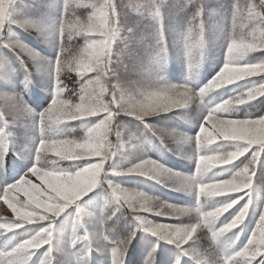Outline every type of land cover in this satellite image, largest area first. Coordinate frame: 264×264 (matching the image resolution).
Instances as JSON below:
<instances>
[{
	"label": "trees",
	"instance_id": "1",
	"mask_svg": "<svg viewBox=\"0 0 264 264\" xmlns=\"http://www.w3.org/2000/svg\"><path fill=\"white\" fill-rule=\"evenodd\" d=\"M16 3H14L12 12H16L13 22H17L16 25H18L13 26L10 22L11 28L7 27L8 24L2 35V42H5H0V89L10 97V104L0 102V143H2L1 135L7 141L5 151L0 146V189L15 183L26 172L27 167L35 163L32 155L33 147L42 139L53 137L60 140H79L87 133L81 128L84 120L57 126L54 131H41V114L50 107L55 98L53 93L56 84L54 63L61 46L58 29L62 22V11L53 14L54 21L59 23L56 33L43 39L24 28V19L26 20L24 9ZM122 3L118 2L120 8ZM133 3L132 6L125 4L126 13H123L119 19L120 23L117 28L120 30V37L112 48L111 56L114 75H109L104 80L105 86L109 89L118 86L126 94L133 92L134 95L136 93L139 96L165 85H187L198 92L224 66L227 45L233 40L232 37L246 34L242 24L238 23V18L235 21L234 17L235 7L243 4V0H156L153 7H159L163 20L161 22L159 19L150 18V13L152 14L154 9L146 6L147 0H135ZM244 4L246 6L255 5L264 14V7L261 6L260 0H244ZM77 5L79 4L70 5L68 18L72 19L74 12L75 18L86 22L92 9L83 5L77 7ZM140 5L142 8L138 9ZM33 11L31 16L39 20L45 14L46 9L43 7L42 13V8L37 5ZM200 25H202L203 39L212 43L218 41L219 45H214L213 49L206 47L202 49V53H198L196 48L192 51L195 60H207L198 78H193L194 73L189 72L185 65H179L180 62L175 61L173 56L170 60L167 58L161 61V66L159 64L154 72L146 71V66L143 65L147 63L144 58V47L149 45L151 51L164 50L173 54L177 49L174 43L177 40L184 43L183 39L189 38V29H191L192 38L186 40L187 44L194 45L197 42L196 37L200 33ZM205 25H208V28ZM219 26L222 28L218 29ZM8 29H11L13 34L6 44ZM174 29H176L174 32H170ZM139 37L142 41L148 40L149 42L144 45ZM17 38L23 39V42L37 51L39 57L45 62V65L41 63L43 67L40 70L36 62L14 49L12 43ZM64 43L68 50L66 54L71 59L84 47L85 39L83 36H73L71 40L65 39ZM175 56L177 54H174ZM87 80L86 78L81 79L75 71L66 69L61 74V84L64 89L61 98L72 100L74 103L79 102L80 87ZM247 85L249 84H242L239 89L235 86L222 89L214 98L219 102L230 98L235 99L252 88V85L245 88ZM205 110L202 109L198 99L194 98L184 110L176 109L167 114L152 115L145 120L120 111L109 132L108 139L112 144L113 157L105 164L101 185L93 189L89 196L80 200L78 206L69 208L59 216L60 219L53 222V236L50 245L40 246V250L29 258L28 264H117L113 250L117 249L120 242L128 239L133 232L135 233L134 238L124 250L126 255L123 257V264H177L178 261L179 264H206L204 251L192 257L189 254L191 247L177 246L147 231L140 225L136 218L137 213L133 211L129 203L117 199L109 187V184L119 186L130 193L149 197L159 204L188 210L169 216L141 213L152 225L190 226L199 223L203 211L206 213L207 210H214L216 202L209 203L203 210H200L192 195L179 190L177 185L166 177L151 181L148 177L141 175H118L116 171L119 169L120 172H126L132 161L140 163L151 160L174 174L194 178L193 172L197 170V166L187 159L189 154L197 152V142L194 136L196 132L190 123L200 122L204 118ZM56 117L53 115L52 119L55 120ZM262 117H264V96L220 118L255 120ZM124 141L132 142L134 147L122 149ZM190 142L192 145L189 144ZM224 150L225 148L221 145H215L207 148L206 151L207 155H215V153L223 154ZM43 157H46L48 162V156ZM249 158L250 156L244 157L237 163L225 166L227 170L223 171L219 178H215L214 182L231 180L249 162ZM44 163L41 162L40 165ZM68 163V161L61 162L60 167L71 169L72 164ZM16 173H18L17 176H14ZM241 195L244 197L242 201L248 196L253 197L254 202L264 197V158L255 169L251 188ZM3 198L4 194L0 191V201ZM242 205L243 208L246 201H243ZM256 205L261 207L262 200L254 206ZM258 216L259 212L249 208L241 229L253 230L258 223ZM78 220L79 224H77ZM46 227L43 223L35 222L17 229V232H12L8 236H4L1 231L0 249L12 250L16 245L36 236ZM200 230L202 231L199 236L205 239L202 242L203 245L208 246V249H211L221 259L222 251L210 236L211 231L207 226L201 227ZM85 236L88 237L87 240L82 239ZM9 239L11 240L8 242ZM7 242L9 246L4 245ZM262 262L264 258H261L259 264Z\"/></svg>",
	"mask_w": 264,
	"mask_h": 264
},
{
	"label": "snow or ice",
	"instance_id": "2",
	"mask_svg": "<svg viewBox=\"0 0 264 264\" xmlns=\"http://www.w3.org/2000/svg\"><path fill=\"white\" fill-rule=\"evenodd\" d=\"M155 4L156 0H147L146 6L154 9L152 15L159 18L161 16L160 9L158 6L153 7ZM260 4L264 7V0H260ZM13 5L14 0H0V35L3 34L6 25L11 22ZM79 6L81 5H77V7ZM84 6L91 7L94 11L86 22H81L78 18H75L74 12L72 13L73 18L69 19L70 5L67 2L63 4L62 22L58 29L61 46L54 63L56 77L55 98L52 100L50 107L41 114L40 127L41 131L55 130L57 126L68 122L87 120L93 117H99V123L90 128L86 135L79 140H60L53 137L42 139L35 153V163L29 169V172L17 182L0 189L5 199H7L8 193L11 190H18L21 185H28L32 189V192L36 193V195H33L32 192H28V189H24L28 195V204L24 205V207H29L31 210L21 212L19 208H14L19 217L14 222V227H23L25 221L41 220L49 222L48 227L44 228L31 239L23 241L12 250L0 249V259L4 260V264H28L29 258L35 254L34 250L36 248L40 247L41 244L50 245L53 236V222L67 207L79 200L85 193L98 186L100 178L105 172V164L113 157L112 144L108 140V133L111 131L115 117L120 111L145 120L152 115L170 112L173 109L185 108L197 96L204 97L207 93L217 88L232 85L237 81L243 80L245 77L256 76L258 74L264 75V63L248 64L242 67L230 66L238 64L237 57L239 55H233L234 51L243 55L249 51L257 50V47L253 44L238 46L233 41L227 47L228 59L221 71L205 87L199 89L198 92L187 85H165L139 96L136 93L135 95H128L118 86H113L109 89L105 86L104 80L109 75H114L111 67V56L120 16V13L117 11L118 5L114 0H103V3ZM254 15L264 22V14L255 13ZM201 34L202 25H200V33L196 37V49L198 53H202L203 38ZM73 36H83L85 45L79 50L77 55L69 59L66 54L68 50L65 47L64 41L65 39L71 40ZM191 38L192 32L189 29V39ZM17 47L22 52H26L30 57L34 59L38 58V54L35 51L29 50L23 44H19ZM187 47L190 54L191 44H188ZM259 47L261 50H264V42ZM84 60H88L90 65L96 68V71L78 73L82 76L94 73V78H89L86 83L81 85L78 93L79 102L74 103L72 100L61 98L64 91L61 84L62 72L66 69L73 71ZM189 66L190 68H194L191 61ZM257 95L260 97L264 96V84L259 89H248L235 99L230 98L218 105L206 116L196 137V142L201 149L214 143L218 144L222 142L241 145L239 150L228 154L215 153L211 157L204 154L198 156L196 176L188 183L196 189L198 196H204L206 190H210L213 195L228 198L226 202L222 203V207L217 208L215 212L204 214L199 223L190 226L168 224L152 226L145 219V215L141 213L169 216L173 213L181 214L188 210L166 204L162 205L149 197L139 196L119 186L109 184L113 195L119 200L128 202L133 211L137 213L136 218L140 222V225L153 235L175 243L177 246L188 244L198 228L211 224V221L215 217L227 212L240 199L244 198L243 196L228 195V193H246L245 190L251 187L256 166L264 158V118L255 120L221 119L217 114L226 113L233 107L254 101L257 99ZM101 114H103L102 117ZM53 115H57V119L53 120ZM209 123H211V130L206 127ZM101 128L104 129L102 134L99 133ZM217 141L219 142L216 143ZM49 151H55L63 160L69 161L76 170L67 171L64 168H55L49 171L44 170L45 166L43 165L37 167V165L41 164V158ZM248 154H250L249 162L231 180H219L209 187L202 179H199L206 168L210 167L209 161H215L220 167H225ZM92 157H96L98 160L94 162L91 159ZM135 173L151 176L155 179L175 175L170 170L151 160L140 162L127 169L126 172H118L116 174ZM29 174L40 177L46 183V188L43 184H32L30 180L26 179ZM248 210V205H245L235 218L231 220V223L223 228V231H230L243 224ZM77 224H79V220ZM257 228L260 230L261 237L259 243L256 239L257 233L253 232L247 246L234 255L225 258L226 264L232 261L233 256L241 257L249 253L250 257L246 261V264H252L254 260L257 261V257L259 259L264 257V215H261ZM134 235L135 233L133 232L128 239L120 242L117 249L113 250V256L117 258V264H123V257L126 255L124 250L127 248L130 240L134 238ZM218 235L219 233L213 232V238H216ZM82 239L87 240L88 237L85 236ZM50 251L51 249L49 248ZM204 255L209 257V253H204ZM177 264H179V261ZM206 264H210L209 258Z\"/></svg>",
	"mask_w": 264,
	"mask_h": 264
},
{
	"label": "rangeland",
	"instance_id": "3",
	"mask_svg": "<svg viewBox=\"0 0 264 264\" xmlns=\"http://www.w3.org/2000/svg\"><path fill=\"white\" fill-rule=\"evenodd\" d=\"M17 1H20V2L16 3ZM134 1L135 0H114V2L117 3V5H118V2L119 3L123 2L121 5V8L118 5V9H117V11L120 13V16L123 13H126L125 8H127V7L125 6V4L127 6L128 5L132 6V5H134V3H133ZM65 2H67L69 5H71L73 3H77L79 5L84 6V5H91V4H95V3H103V0H14V3L20 5L24 9V13H25L24 16L26 17V20L24 19V21H25L24 22V24H25L24 28L29 29L30 32L35 33V35H38L39 37H41L43 39H47L48 37H50L56 33V31H57L56 27H58L59 23L57 24V22H55L56 20L54 21V15L53 14L57 13L59 11L63 12V4ZM14 5H13V8H14ZM37 5H40V7L42 8V13H43V7H44V9H46L45 14H43L41 19H39V20H36L31 16L32 13H34L33 9ZM254 6L255 5H253V4H249L246 6L244 4V0H243V4H240L239 6L235 7L236 8V11H235L236 13L234 15L235 21L238 18V20H239L238 23L240 25L242 24L243 30L246 31L245 32L246 34H243V36H239V37H235V36L232 37L233 40L229 43V45L233 41H235L238 46L239 45H245V44H253L257 47V50L256 51H249L243 55H240L239 53L234 51L233 55H239L240 59H239V62L237 65H230V66H241L242 67V66H246L248 64L264 63V50H261L259 47V45L262 42H264V22H262L259 18H257L254 15L255 13H261L260 10ZM140 8H142L141 5L138 6V9H140ZM137 10L135 12H137ZM93 11L94 10L92 9V12ZM160 13H161V11H160ZM150 15H151V17H150L151 19H159L160 22L163 21L162 16H160L161 18L160 17L157 18V17H154L151 13H150ZM14 16H16V12H14V13L12 12L11 24L13 23V26L14 25L17 26L18 25V24L16 25L17 22H13ZM120 16H119V19H120ZM119 23H120V20H119ZM11 24H9L8 26L6 25V26L10 27ZM205 26L207 27L208 25H205ZM7 27H6V29H7ZM18 27H20V26H18ZM221 28H222V26L221 27L219 26L218 29H221ZM175 30L176 29H174L172 31L170 30V32H174ZM12 34H13L12 30L8 29L7 38H5L6 44H8V40L11 38ZM2 35H0V42L3 41ZM173 35H174V33H173ZM118 37H120V30L117 28V36H116L115 42L117 41V39H119ZM139 39L142 41L141 37H139ZM187 39L189 40V38H187ZM187 39H185V38L183 39V40H185L184 43H180L179 40H177L174 43V46L177 49L173 52V54L166 52L164 50H160L159 52H157V51L155 52L154 50L151 51L149 48V45L144 47V45H146V43H148L149 41L143 40L142 41V43L144 44L143 50H145L144 58L147 60L146 61L147 63L143 64V65L146 66V71L150 70V73H151V71L154 72V69H156V67L160 64L161 61H164L167 58H168V60H170L173 56L175 61L180 62L179 65H183V66L185 65L189 72L194 73L193 78H198V74H200L203 71V69L205 68V64H206L207 60H205V59L195 60L196 58H195V55L192 53V51L196 48V43L194 45L193 44L191 45L192 46L191 52L189 54V48L187 47L188 44L186 41ZM4 42H2V43H4ZM189 43H190V41H189ZM19 44H23L29 50H33V49L28 47V45L26 43H24L23 39H21V38H17L16 41H13V43H12L14 49L18 50L21 54L26 55L32 61L36 62V65H37L38 69L40 70V68L43 67L41 65L42 64L45 65V62L42 60V58L39 57V55H38V58H35V59L30 57L29 55H27L26 52H22L17 47V45H19ZM114 44H113V46H114ZM216 44L219 45V42L216 41V42L212 43V42L206 41L205 39H202V49H204L206 47H209V49H211V48L213 49L214 45H216ZM229 45H227V47ZM33 51H35V50H33ZM35 52L37 53V51H35ZM174 54H177V56L174 57ZM251 57H253L254 59H252ZM227 59H228V53H227V49H226L225 63H226ZM190 61L193 64L194 68H190V66H189ZM196 65H198V67H196ZM160 66H161V64H160ZM76 73L79 75V77H81V79H83V78H86V79L94 78V76H95L94 73H88V74L83 75V76L80 75L78 72H76ZM163 78L166 79L165 77H163ZM187 78H189V77H187ZM242 84H249V85L245 86V88L252 85V88L259 89L260 86L262 84H264V75L258 74L256 76L245 77L243 80L237 81L236 83H234L232 85H226L224 88H217L214 91L207 93L204 97H199V96L196 97L198 99V101L200 102V104L202 105V109L203 110L206 109V110H205V115H203L204 118H202L200 120V122L196 123V121H195L194 123H190V126L192 128H194V130L196 132V134H194L195 139L198 136V134L200 132V127H201L203 121L205 120L206 116L209 114V112L212 111L214 108H216L221 103L225 102V101L219 102L214 98V96L217 94V92L222 90V89H225V88H233L234 86L239 89V86H241ZM55 87H56V84H55ZM97 87H98V85H97ZM53 91H54L53 93L55 94V90H53ZM128 95H134V93L131 92V93H128ZM259 97L260 96L257 95V98H259ZM9 99H10V97L6 96L4 91L0 89V102L2 104L7 102V105H8V104H10ZM252 102L253 101H251L249 103H252ZM249 103H246L243 105H247ZM243 105L237 106L238 108L233 107V108L229 109V111H227L226 113H220L217 115L220 118L221 116H225L227 114H230L234 109L241 108ZM184 109H186V107L181 108V110H184ZM173 110H176V109H173ZM170 112H172V111H170ZM170 112L160 113V114H156V115L167 114ZM102 115L103 114H101V117H102ZM55 116H57V115H55ZM262 118H264V117H262ZM56 119H57V117H56ZM236 120H239V119H236ZM247 120H251V119H247ZM97 123H99V117H93L91 119L84 120L83 126H81V128L88 131L90 128L94 127ZM206 127H208L211 130V123L206 125ZM103 131H104V129L101 128L99 130V133L102 134ZM1 137H2V143H0V146L5 151L7 148V144H6L7 141L3 135H1ZM108 138H109V133H108ZM218 142L219 141H217L216 143H218ZM189 144H191V142ZM38 145L39 144H36V146L33 147V154L32 155L34 157V160H35V153H36V150L38 148ZM215 145H221L223 148H225L223 154H228L230 152L237 151L241 148V145H238L236 143H224V142H222V143H218V144L214 143L212 145H209V146L201 149L197 144V147H196L197 152L189 154L187 156L188 161H190L192 164H194L195 166L198 167V156L200 154L207 155V151H206L207 148H210V147L215 146ZM122 146H123L122 149L126 150L128 147L133 148L134 144L132 142H129V141L128 142L124 141ZM45 155L48 156L49 160H48V162L46 161V163L43 164V166H45L44 170L52 171L55 168H61L60 167L61 162H67L66 160H63L60 155H57L55 151H49ZM207 156L211 157L214 155H207ZM249 156H250V154H248L245 157H249ZM243 158L244 157H241L240 159L236 160L234 163L239 162ZM91 159H93L94 162L96 160H98V158H96V157H92ZM132 160H136V159H132ZM208 163L210 165L211 170L207 173L206 176L199 177V179H202L206 185H212V184L217 183V182H214L215 178H219L222 175V172L226 171L227 169H225L224 167H220V165L216 164L215 161H209ZM33 164L31 166L27 167L28 169L22 175V177H24L29 172V169L33 166ZM68 164H70V162ZM130 164L131 165L129 166V168L138 164V162L135 163V161H132ZM258 165L256 166V168L258 167ZM41 166L42 165H37V167H41ZM70 166H71L70 167L71 169H69L67 167L64 169L67 171L76 170L73 167V165H70ZM118 172H120L119 169H117L116 173H118ZM193 173L196 176L197 170ZM17 174L18 173L14 174V176H17ZM128 175L130 176V174H128ZM132 175H138V176L141 175V176H144L146 178L148 177V179L151 181H156V179L152 178L151 176H146V175L139 174V173H135ZM166 178L169 179L170 182H174V184H176L178 189L181 190L182 192L188 193L189 195H192L193 199H195L196 206L200 210H203L207 204L212 203V202L214 204V202H216L217 205L215 206L214 210H207L206 213L215 212L217 208L222 207L223 202H226L228 200V198L225 196H216V195L211 194L210 190H206V193L204 196H198L196 189L188 183L189 181H191L193 179V177H191V176L175 174L173 176L166 177ZM26 179L30 180L31 183L34 185H42L43 184L46 188V183L44 181H42L40 179V177H38L36 175L29 174L26 177ZM252 183H253V179H252ZM99 185H101V178H100V183L98 184V186ZM251 186H252V184H251ZM97 187H95V188H97ZM24 189H28V192H32V189L28 185H21V187L18 190L17 189L11 190L8 193L7 199H5V196H4V198L0 201V232L3 231L2 234L4 236H8L12 232H17L18 231L17 229H19V228L14 227V222L19 219V217L17 216V213L14 211V208H19L21 212L31 210V208H29V207H24V205L28 204V195L25 193ZM249 189H246L245 191H248ZM92 191H93V189L91 191L85 193L83 196L80 197L79 200H77L76 202L71 204L69 207H67V209L64 212H66L67 210H69V208H71L75 205L78 206V203L80 202V200L89 196ZM32 194L36 195L35 192H32ZM228 195L243 196V195H241V193H228ZM259 200H262V206L261 207H260V205L254 206ZM243 201H246V205H248V209L251 208V209L255 210L256 212H259V216H258L259 219H260L261 215H264V197H260V199H258V200L256 199V201L254 202V198L253 197L250 198L248 196V198L243 200ZM243 201H242V199H240L239 202L233 206V208H231L227 212H224V213L220 214L219 216L215 217V219L211 221V224L207 225L208 229L211 231L210 236L212 238H213V232L219 233V235L213 239H214L215 243L220 247L219 249L222 251L223 255L221 256V259L211 249H208V246L206 247L203 245L202 242H204L205 239L203 238V236H199L201 231H202V230H200V228L197 229V232L194 234L192 240H190L188 242V244H185V245L191 247V249H189L190 250L189 254L192 257L197 255L200 251H204L205 253H209V257L206 256V260L209 258V262L211 264H226L225 258L230 257L231 255H234L236 252L242 250L245 246H247L248 240L252 238L253 232L257 233L256 239H257V242L259 243L260 238H261L260 237V230L257 228V224L259 223V220L257 221L258 223L255 225L253 230H246L245 231L244 229H241V226L244 224V222H243V224L239 225L236 228L231 229L230 231H227L224 233L220 232V230L225 228V226L227 224L231 223V220L234 219L235 216L241 211V208H242L241 206H243L242 205ZM234 208H239V209L236 210ZM206 213H204V211H203V215ZM246 218H247V216L245 217L244 221L246 220ZM57 219H60V217H58ZM35 222L43 223L47 227L49 224L48 221L33 220L31 222L25 221L23 226H29L30 224H33ZM152 226H156V225H152ZM10 240L11 239H9L8 242ZM8 242L4 245L9 246ZM42 245H44V244H41L40 246H42ZM17 246H19V244L16 245V247ZM39 250H40V247L36 248L34 251L38 252ZM249 257H250V253L246 254L245 256H241V257L233 256V259L231 262H229V264H246V261L249 259ZM30 258H32V255L30 256ZM262 258H264V257H262ZM256 260L257 261L254 260L252 262V264H259L261 258L259 259V257H257ZM0 264H4L3 259H0Z\"/></svg>",
	"mask_w": 264,
	"mask_h": 264
},
{
	"label": "clouds",
	"instance_id": "4",
	"mask_svg": "<svg viewBox=\"0 0 264 264\" xmlns=\"http://www.w3.org/2000/svg\"><path fill=\"white\" fill-rule=\"evenodd\" d=\"M239 59H240V57H237V63L239 62ZM73 71H76V72H91V71H96V68L92 67L88 60H84L75 69H73ZM50 131H54V130L50 129ZM41 162H45L46 163V157H42L41 158ZM210 170H211L210 167L206 168V170L201 174V177L206 176L207 173ZM208 186L211 187V185H208ZM220 231L222 233L227 232V231H223V229H221Z\"/></svg>",
	"mask_w": 264,
	"mask_h": 264
}]
</instances>
